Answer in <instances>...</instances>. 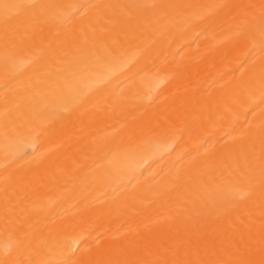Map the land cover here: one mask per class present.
Masks as SVG:
<instances>
[{"label":"bare ground","instance_id":"obj_1","mask_svg":"<svg viewBox=\"0 0 264 264\" xmlns=\"http://www.w3.org/2000/svg\"><path fill=\"white\" fill-rule=\"evenodd\" d=\"M0 264H264V0H0Z\"/></svg>","mask_w":264,"mask_h":264}]
</instances>
